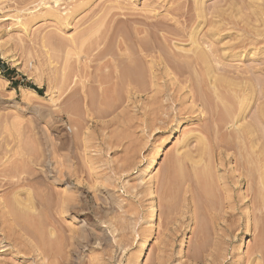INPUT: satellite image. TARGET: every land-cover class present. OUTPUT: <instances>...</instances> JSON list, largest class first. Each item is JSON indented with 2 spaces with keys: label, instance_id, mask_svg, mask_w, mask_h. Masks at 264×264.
Here are the masks:
<instances>
[{
  "label": "rangeland",
  "instance_id": "1",
  "mask_svg": "<svg viewBox=\"0 0 264 264\" xmlns=\"http://www.w3.org/2000/svg\"><path fill=\"white\" fill-rule=\"evenodd\" d=\"M39 1L0 0V264H134L151 206L142 264H264V0Z\"/></svg>",
  "mask_w": 264,
  "mask_h": 264
},
{
  "label": "bare ground",
  "instance_id": "2",
  "mask_svg": "<svg viewBox=\"0 0 264 264\" xmlns=\"http://www.w3.org/2000/svg\"><path fill=\"white\" fill-rule=\"evenodd\" d=\"M36 1V0H35ZM62 0H40L39 1V4L38 5H35V7H29V8H26L25 11H27V13L30 15L27 20H24L25 21H20V25H25V24H28V22H32L33 20L36 21V19L42 15H45V14H50L52 16H54L58 22H65L64 19H65V16L66 15H69L71 11H68V10H65L62 9V8H58L59 6H61ZM83 1V0H82ZM88 1V0H86ZM90 1V0H89ZM74 2V1H72ZM77 2V1H76ZM28 3V1L26 2ZM87 2H83V4H86ZM90 3V2H89ZM78 4V3H77ZM74 6V5H73ZM79 6H82V2H81V5L79 4ZM84 6V5H83ZM63 7V6H62ZM19 8V7H18ZM65 8V7H64ZM78 8V6H77ZM77 8H75V11L77 12L78 10H76ZM66 9V8H65ZM74 9V8H72ZM71 8L69 10H72ZM80 9V7L78 8ZM63 10V11H62ZM35 11H38L35 13ZM67 11V12H66ZM73 11V10H72ZM64 13H65V16H64ZM74 13V12H73ZM32 14V15H31ZM26 15V14H25ZM71 15V14H70ZM28 17V16H27ZM64 18V19H63ZM61 19H63V21H61ZM66 20V19H65ZM66 23V22H65ZM18 24V22H17ZM30 24V23H29ZM17 26V25H16ZM19 26V25H18ZM47 37V36H46ZM35 39V38H34ZM47 41V40H46ZM101 53V52H100ZM102 54V53H101ZM100 55V54H99ZM212 56V55H211ZM101 57V56H100ZM210 57V56H209ZM188 58V57H187ZM213 58V57H212ZM167 59V58H166ZM175 59V58H174ZM191 60V59H190ZM215 60V59H214ZM169 61V60H168ZM129 63V62H128ZM172 63V62H171ZM178 63V62H177ZM133 64V63H132ZM170 64V63H169ZM200 64V62H199ZM128 65V64H127ZM137 65V63H136ZM139 65V64H138ZM125 66V65H124ZM142 66V65H141ZM190 66V64H189ZM123 67V66H122ZM128 68V66H127ZM126 68V69H127ZM131 69V68H130ZM121 70V69H120ZM140 70V69H139ZM110 73V72H109ZM122 73V72H120ZM196 73V72H195ZM123 75V74H122ZM127 75V74H126ZM198 75V74H197ZM201 75V74H200ZM120 76V75H119ZM135 76V75H133ZM124 77V76H123ZM203 78V77H202ZM212 78V77H211ZM230 80V79H229ZM199 81V80H198ZM193 82V81H192ZM120 84V83H119ZM214 86V85H213ZM218 86V85H217ZM140 87V86H139ZM202 87V86H201ZM204 87V86H203ZM233 87V86H231ZM244 87V86H243ZM236 88V87H235ZM195 89V88H194ZM204 89V88H203ZM240 90V88H239ZM204 91V90H203ZM202 92V91H201ZM222 92V91H221ZM237 92V91H236ZM247 92V91H246ZM203 94V93H202ZM204 95V94H203ZM219 95V94H218ZM239 95V94H238ZM241 95V94H240ZM178 96V95H177ZM230 97V96H229ZM232 97V96H231ZM240 97V96H239ZM205 98V97H204ZM225 98V97H224ZM233 98V97H232ZM222 99V98H221ZM226 99V98H225ZM235 99V98H234ZM205 100V99H204ZM213 100V99H212ZM215 100V99H214ZM217 100V99H216ZM244 100V99H243ZM222 101V100H221ZM220 101V102H221ZM224 101V100H223ZM235 101V100H234ZM203 102V101H202ZM207 102V101H206ZM210 102V101H209ZM213 102V101H212ZM251 102V101H250ZM208 103V102H207ZM238 102H236L237 104ZM221 104V103H220ZM232 104V102H231ZM234 104V103H233ZM225 105V104H224ZM210 106V105H209ZM215 106V105H214ZM229 106V105H228ZM224 107V106H223ZM211 109V108H210ZM225 109V108H224ZM224 111V110H223ZM228 111V110H227ZM233 111V110H232ZM231 111V112H232ZM230 112V111H229ZM225 114V113H224ZM230 114V113H229ZM240 115V114H239ZM233 116V115H232ZM223 117H225L223 115ZM220 123V122H219ZM237 125L239 126V124L237 123ZM212 127V126H211ZM209 129V128H208ZM220 129V128H219ZM240 129V128H239ZM221 134V133H220ZM236 134V133H235ZM247 134V133H246ZM233 137V136H232ZM204 138V137H203ZM221 138V137H220ZM203 140V139H202ZM230 141V140H229ZM240 142V141H239ZM204 143V142H203ZM240 144V143H239ZM250 144V143H249ZM241 146V145H240ZM207 147V146H206ZM237 148V147H236ZM241 148V147H240ZM57 152V151H55ZM162 153L161 151L159 152V154L157 156H160ZM240 154V153H239ZM57 156V155H56ZM249 159V158H248ZM241 160V159H240ZM239 160V161H240ZM246 161V160H245ZM248 161V160H247ZM256 162V161H255ZM239 163V162H238ZM242 163V162H241ZM239 163V164H241ZM239 166V165H238ZM260 166V165H259ZM263 167V166H262ZM244 169V168H243ZM202 170V169H201ZM253 170V169H252ZM206 171V170H204ZM180 172L182 173V170H180ZM251 172V171H250ZM214 173V172H213ZM259 174V173H258ZM205 176V175H204ZM259 176V175H258ZM168 178V177H167ZM203 178V177H202ZM206 178V177H205ZM181 179V178H180ZM213 179V178H212ZM259 179V178H258ZM179 180V179H178ZM200 180V179H199ZM171 181V180H170ZM205 182V181H204ZM171 183V182H170ZM208 183V182H207ZM206 184V183H205ZM203 185V184H201ZM212 186V185H211ZM214 186V184H213ZM204 187V186H203ZM205 189V188H204ZM253 192V191H252ZM214 194V193H213ZM229 195V194H228ZM248 196V195H247ZM227 197V196H226ZM231 197V196H230ZM229 198V196H228ZM231 200V199H230ZM11 202V201H10ZM9 202V204H10ZM4 204V203H3ZM13 204V203H12ZM14 206V205H13ZM18 210V209H17ZM15 210V211H17ZM156 206H151L149 207L148 209V216L146 218V223L148 226L151 227V231L148 235H146L143 240L141 241V244L137 247L136 249V252H135V263L134 264H142V258L144 257L145 255V252L149 249L150 247V241L152 239V236L154 234V223L156 221V216H155V211H156ZM4 215V213L2 214V216ZM23 217V216H22ZM20 218V217H19ZM26 219V218H25ZM16 221V220H15ZM3 222V221H2ZM246 239V238H245ZM246 240H244L243 243H245ZM242 243V244H243ZM257 246V245H256ZM256 248H259V247H256ZM180 249H184V245L183 243H181L180 245ZM260 250V249H259ZM258 250V251H259ZM257 253V252H256ZM260 262V261H259ZM259 264V263H258Z\"/></svg>",
  "mask_w": 264,
  "mask_h": 264
}]
</instances>
